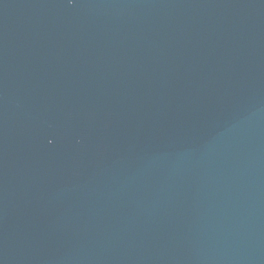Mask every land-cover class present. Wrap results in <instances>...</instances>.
Returning a JSON list of instances; mask_svg holds the SVG:
<instances>
[{
    "label": "water",
    "instance_id": "water-1",
    "mask_svg": "<svg viewBox=\"0 0 264 264\" xmlns=\"http://www.w3.org/2000/svg\"><path fill=\"white\" fill-rule=\"evenodd\" d=\"M0 264H264V0H0Z\"/></svg>",
    "mask_w": 264,
    "mask_h": 264
}]
</instances>
